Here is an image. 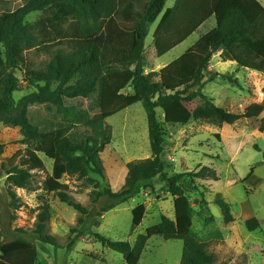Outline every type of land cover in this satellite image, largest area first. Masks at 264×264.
I'll return each mask as SVG.
<instances>
[{
    "label": "trees",
    "instance_id": "obj_1",
    "mask_svg": "<svg viewBox=\"0 0 264 264\" xmlns=\"http://www.w3.org/2000/svg\"><path fill=\"white\" fill-rule=\"evenodd\" d=\"M12 1L0 0V5ZM139 1L25 0L15 11L0 12V124L19 128L23 136L21 144L25 146L8 160L9 168L2 165L7 176L9 206L15 212L24 206L17 190H36L39 172L47 171L41 158L44 155L54 161V167L41 189L75 209L81 215L79 224H84L89 211L70 196V187L62 179L68 176L87 180L98 187L99 182L90 178V174L105 178L101 155L112 142V130L106 120L141 103L148 118L152 157L127 165L126 183L120 192L114 193L110 188L94 191L93 200L110 198L111 203L98 214L103 217L162 177L174 198L175 220L163 217L158 225L140 235L135 245L101 235L95 237L107 249L121 254L127 264H139L152 237L183 241L180 264H217L212 242L203 243L191 235L193 218L187 186L189 181H218L219 178L210 168L168 176L162 159L165 132L158 110L162 111L166 125L187 126L198 121L222 127L260 118L264 114L263 104L235 114L217 106L204 93L190 94V91L205 78L213 57L221 50L233 58L238 70L264 73V5L258 0H177L164 13L155 31L157 56L161 58L183 44L211 19L216 21L217 41L211 45L197 42L172 62L173 72L186 80L181 89L169 93L158 74H146L144 56L149 28L163 14L167 0H148L141 11L137 10ZM36 12L42 14L40 20L28 23L27 17ZM30 51L48 55L47 65L33 69L26 60ZM18 73H22L23 80ZM227 79L233 84L238 82L232 76ZM23 82L34 91L17 102L15 94L23 91ZM129 87L133 93L126 94ZM197 98L203 104L192 108ZM37 107L46 110L42 121L33 117V109ZM259 131L264 134V122ZM217 138L221 141L220 135ZM3 154L4 146H0V155ZM217 204L226 223L235 222L230 206L222 198H218ZM145 215V205L133 210L134 231ZM50 219V205L40 206L33 231L19 232L54 245V237L47 234ZM12 220H17L15 214ZM245 226L254 232L261 228V222L253 218ZM1 231L0 228V264L37 263L35 243L23 237L5 243ZM72 232L77 231L72 229Z\"/></svg>",
    "mask_w": 264,
    "mask_h": 264
},
{
    "label": "rangeland",
    "instance_id": "obj_2",
    "mask_svg": "<svg viewBox=\"0 0 264 264\" xmlns=\"http://www.w3.org/2000/svg\"><path fill=\"white\" fill-rule=\"evenodd\" d=\"M264 5V0H258ZM148 0H140L137 10L141 11ZM177 0H167L166 7L159 19L150 26L145 42V64L147 75L158 74L169 93H175L185 85V77L176 75L171 64L189 51L197 42L213 44L217 41L216 21L211 19L206 25L165 56L159 58L154 44L155 31L168 9H172ZM25 0H13L8 5H0V12L15 11L21 8ZM40 12L27 17L28 23L40 20ZM213 59L212 66L219 76L208 75L197 87L190 91L202 92L215 104L230 113H243L255 104L264 105V73L251 70H238L233 58L224 50ZM205 54V53H204ZM26 60L33 69H42L50 58L43 52L30 51ZM18 76L23 80L22 73ZM207 76V74H206ZM238 79L237 84L227 77ZM157 79V80H158ZM192 76L188 82H190ZM203 86L202 88H200ZM34 89L23 82V91L15 94L17 102L33 92ZM126 94L133 93L129 87ZM203 104L197 98L192 108ZM160 123L165 132V151L162 155L167 166L168 176L198 172L203 168L213 169L219 178L215 180L189 181L188 196L191 200L193 227L191 235L200 242H212V251L218 256L217 264H264V134L259 127L264 122V114L253 121L240 122L237 125L215 126L204 122L193 121L187 126L166 125L163 113L158 110ZM36 121L46 118V110L42 107L33 109ZM107 126L112 130V142L102 153L105 167V178L95 174L90 178L99 182L98 187L87 180H77L65 176L62 182L69 185L70 196L85 206L89 216L84 224H79L81 215L73 208L62 203L54 194L41 189L47 174L52 175L54 161L44 155L46 172H39L36 190L19 189L17 194L22 198L24 206L13 211L7 196L6 172L2 165L9 168L8 160L25 146L21 144L23 136L19 128L0 124V146H4V154L0 155V228L7 241L19 237L27 238L35 243L39 251L38 264H127L124 257L111 251L98 242L96 235L113 241H125L135 245L140 235L158 225L163 217L175 220L174 198L168 192V186L157 177L147 186L146 191L121 204L115 209L98 217L101 209L111 203L109 197H102L94 202L93 192H102L110 188L114 193L120 192L127 177V165L136 160L152 157V146L148 118L141 103L108 118ZM221 136V141L217 138ZM20 159L16 161L18 164ZM222 198L229 206L235 222L226 223L224 213L217 204ZM49 204L51 219L47 226V234L54 237L55 243L44 244L32 234L23 236L19 232L24 229L31 233L39 213V207ZM140 205L146 206V215L141 225L134 231L133 210ZM17 220H12V215ZM256 218L261 228L250 232L245 226L247 220ZM97 222L100 226H97ZM76 229V233L72 232ZM184 252L181 240H165L152 237L144 250L139 264H180Z\"/></svg>",
    "mask_w": 264,
    "mask_h": 264
},
{
    "label": "crops",
    "instance_id": "obj_3",
    "mask_svg": "<svg viewBox=\"0 0 264 264\" xmlns=\"http://www.w3.org/2000/svg\"><path fill=\"white\" fill-rule=\"evenodd\" d=\"M206 25V24H205ZM204 25V26H205ZM204 26H202L200 29H202ZM199 29V30H200ZM223 53V55H225V52H224V50H221L220 52H218L216 55H218V56H220L221 54ZM216 55L213 57V59L216 57ZM226 56V55H225ZM227 57V56H226ZM213 59H212V61H213ZM235 62V61H234ZM235 65H236V62H235ZM146 73H147V70H146ZM206 74H207V76H206ZM205 74V78L204 79H202L203 81L204 80H206V79H208V75L210 74V75H212V74H214V75H216V76H219V73H217L216 72V70H215V68H213V66H212V62H211V66H210V68H209V70H208V72ZM2 240L5 242V243H8V242H11V241H7V240H5V238L3 237V235H2ZM38 250V249H37ZM38 262H39V251H38V259H37V263L36 264H38Z\"/></svg>",
    "mask_w": 264,
    "mask_h": 264
}]
</instances>
